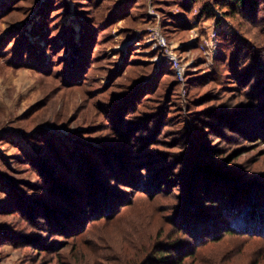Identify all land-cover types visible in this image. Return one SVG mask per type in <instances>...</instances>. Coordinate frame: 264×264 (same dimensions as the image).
Wrapping results in <instances>:
<instances>
[{"label": "rangeland", "instance_id": "rangeland-1", "mask_svg": "<svg viewBox=\"0 0 264 264\" xmlns=\"http://www.w3.org/2000/svg\"><path fill=\"white\" fill-rule=\"evenodd\" d=\"M257 1L0 0V264H264Z\"/></svg>", "mask_w": 264, "mask_h": 264}, {"label": "trees", "instance_id": "trees-1", "mask_svg": "<svg viewBox=\"0 0 264 264\" xmlns=\"http://www.w3.org/2000/svg\"><path fill=\"white\" fill-rule=\"evenodd\" d=\"M199 0H192V2L196 3ZM215 4L219 6L221 9H228V12L231 14H239L241 12H246L250 16L257 17L255 15V8L258 5L257 0H215ZM213 7L206 4L203 7V11L209 14V16H214L213 12ZM253 14V15H252ZM78 69V68H77ZM264 106V103L262 104ZM255 115L253 116V118ZM260 120V119H259ZM79 171V170H77ZM216 171V170H212ZM213 190V191H212ZM211 192H213V195H218V197L221 198L222 205H225L224 207H221L223 210V214L227 215L230 219L226 221V223L223 224V228L225 230L223 231L224 233H237L240 235H245L248 234L250 236L254 237H264V205L261 204L260 207H257L253 203H248L247 202V197H242L240 196L241 192H234L232 200L227 199L228 197L231 196L230 190L226 191L223 189L222 186H217V187H212ZM61 193V192H60ZM65 194V193H64ZM63 195V194H62ZM69 202L74 200L71 195H69ZM238 197L240 198L239 200L235 201ZM99 201V199H96ZM77 204V201H75ZM79 206V205H77ZM111 210V209H110ZM204 222V223H203ZM203 225V226H210L209 220H204V221H198V224ZM190 229L192 227H189ZM215 231V230H214ZM212 232V231H211ZM213 233V232H212ZM200 246V245H199ZM198 247V246H197ZM198 250V248H195L194 251ZM192 250L189 252V254L194 253ZM163 253H159L158 251L151 256L149 261H143L141 264H169V256L170 255H161ZM185 254H182L184 256ZM181 256V255H180ZM181 261V260H180Z\"/></svg>", "mask_w": 264, "mask_h": 264}]
</instances>
